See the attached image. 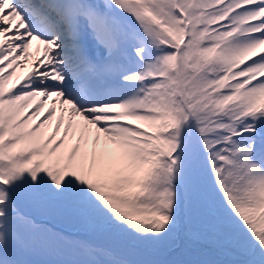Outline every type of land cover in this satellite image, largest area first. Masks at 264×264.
Listing matches in <instances>:
<instances>
[{
    "label": "snow or ice",
    "instance_id": "obj_1",
    "mask_svg": "<svg viewBox=\"0 0 264 264\" xmlns=\"http://www.w3.org/2000/svg\"><path fill=\"white\" fill-rule=\"evenodd\" d=\"M0 264H264V0H0Z\"/></svg>",
    "mask_w": 264,
    "mask_h": 264
}]
</instances>
